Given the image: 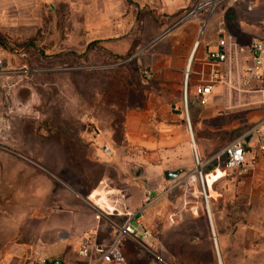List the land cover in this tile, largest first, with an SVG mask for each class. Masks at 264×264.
<instances>
[{"label": "rangeland", "instance_id": "374dc122", "mask_svg": "<svg viewBox=\"0 0 264 264\" xmlns=\"http://www.w3.org/2000/svg\"><path fill=\"white\" fill-rule=\"evenodd\" d=\"M84 1L96 8V0ZM98 1L103 6L105 0ZM41 2L40 29L34 35L22 36L14 24H0V56L6 63L0 75V264L47 261L44 238L55 217L87 209L95 214L98 187L109 192L105 197L112 205L121 201L115 193L127 198V181L136 180L131 167L126 176L112 159L120 155L127 163L123 121L139 96L132 85L139 88L147 77L136 65L144 47L121 56L113 52L125 46L118 40H84L83 48H65L64 42L71 41L66 32H80L81 5ZM150 4L125 0L119 7L121 14H135V23L124 24L140 29L137 36L144 39L157 33L154 21L167 19L156 3ZM22 27L30 29L31 24ZM105 145L113 151L109 159L97 155ZM215 191L218 186L210 188L215 193L210 208L220 255L223 264H239L241 242L235 245L231 238L235 223L243 220L244 201L234 212L229 205L235 203L226 204ZM201 192L198 180L162 192L165 221L173 227L154 232L163 239L160 248L150 250L134 240L130 264L157 256L164 264H218ZM180 210L183 215L176 214ZM195 212L199 227L191 220ZM204 217L207 227L201 225Z\"/></svg>", "mask_w": 264, "mask_h": 264}, {"label": "crops", "instance_id": "0c3cea01", "mask_svg": "<svg viewBox=\"0 0 264 264\" xmlns=\"http://www.w3.org/2000/svg\"><path fill=\"white\" fill-rule=\"evenodd\" d=\"M41 1L0 0V24H5L6 28L8 24H14L16 31H23L22 36L24 33L26 36L34 35L40 29ZM47 1L51 3L76 1L82 7L80 32L78 34L66 32L67 39L71 41L64 42L65 48H83L84 45L80 44L84 40L87 42L118 40L125 43V46L113 52L121 56L130 49L134 53L144 47L136 65L138 70H144L147 77L139 88L132 85L135 95L139 96L136 102L127 108L123 121L124 137L129 148L127 163L121 161L120 155L112 159L113 163H116L115 166L119 170L122 168V173L126 176H129L128 167H131L136 180L127 181V198L111 204L120 212L138 213L140 228L149 230L154 237V243L148 246L150 250L162 246L163 239H158L154 232L165 230L167 225L165 221L167 209L161 205L162 192L175 189L178 181L195 169L182 98L186 72L189 69L187 80L189 87L193 89L200 86L209 77V66L206 64L208 53L228 52V58L222 64L226 84L214 85L205 104L200 103L195 97H190L187 111L194 144L205 164L204 171L208 175L213 174L211 177L214 180L210 188L218 186L219 191H215L216 194L226 204L233 201L235 204L229 207L234 212L244 201L243 220L235 223L234 236L231 238L235 245L241 242L243 249L235 262L264 264V151L258 150V146L264 144V132L247 148L246 160L249 167L247 172L241 175L235 173L223 175L225 157L215 158L234 139L256 126L263 118L261 96L255 92L243 91L246 89L243 77L244 67L250 58L246 48L253 40L264 43V0H252L251 11H247L246 4L241 3L220 5L206 25L202 17L176 24L195 0H132L139 6L156 3V9L167 16V19L154 21L157 33L154 36L148 35L145 39L137 36L142 35L140 29L132 31V26L124 24L136 21L135 14H121L119 7L125 0H105L103 6L96 0L95 9L89 7L84 0ZM27 22L31 24L30 29L22 27ZM125 34L129 36L124 38ZM119 35H122V38L117 37ZM220 38H226V47L221 48L218 45ZM76 39H79V42L72 41ZM133 39H137L134 44ZM198 39L200 45L195 50ZM241 47L245 48L242 52ZM97 155L106 157L102 148ZM254 155H257V162L251 166L250 160ZM178 169H185L187 173L173 181L165 179V171ZM169 182L171 184H168ZM99 189L100 187L97 191ZM108 193L106 191L104 195ZM209 194L214 200L215 193ZM148 198L149 203L146 201ZM103 206H106L105 203ZM224 208L227 210V206ZM177 213L183 215L181 210ZM192 215V222L199 227L198 212ZM204 220L201 225L207 227L205 217ZM124 221L125 216L117 213L98 221L90 209L85 212L70 211L63 214V218L55 217L49 226L51 233L44 238L48 246L47 261L59 258L68 264H86L88 258L78 254L82 234L87 230L96 231L98 240L106 243ZM209 223L211 228L210 220ZM137 239L140 240L135 236L126 240L124 264H130V246L131 244L137 246L134 241ZM144 263L164 264L163 260L159 261L155 257Z\"/></svg>", "mask_w": 264, "mask_h": 264}, {"label": "built area", "instance_id": "2783aa9c", "mask_svg": "<svg viewBox=\"0 0 264 264\" xmlns=\"http://www.w3.org/2000/svg\"><path fill=\"white\" fill-rule=\"evenodd\" d=\"M230 3L246 4V10L251 11L253 8L252 0H195L189 9L182 14L176 24L184 23L191 19H199L202 17L203 23L206 25L209 18L213 15L216 8L220 5H227ZM200 45V39L195 43V50ZM218 45L221 48L227 46L226 38H220ZM250 53V58L244 67L243 83L245 85L244 92H255L260 94V105L263 112L262 120L254 127L246 131L244 134L234 139L228 144L223 151L218 153L215 158L225 157L224 167L222 168L223 175L237 174L247 172V148H249L253 140H256L264 132V43L261 41L253 40L246 48ZM245 48L241 47L242 52ZM228 52H209L206 58V64L209 66V77L206 81L201 83L200 86H196L191 89L188 85L189 69L186 72V81L184 82L182 89L183 104L186 112V124L191 137V148L193 154V160L195 163L194 171L188 173V175L178 181L177 185L183 184L189 181L200 182L205 207L209 216L210 208V194L208 190L207 177L208 174L204 171V162L201 160L197 148L193 141L192 127L188 116L187 105L190 97H195L200 103L205 104L208 97L211 95L214 85L226 84V76L222 69V64L227 60ZM6 63L0 56V75L5 72ZM256 87H253V86ZM250 137V142L246 139ZM258 150L264 151V144L258 146ZM106 157L113 156L112 149L105 145L102 148ZM257 162V155H254L250 160V165L253 166ZM206 183V184H205ZM207 187V188H206ZM121 200L125 199L123 193H117ZM147 203L150 202L148 198ZM97 208L95 213V219L100 221L101 219L109 218L114 214L124 215L125 221L117 228L115 232L111 234L109 241L102 243L98 240V233L93 230L85 231L80 240L79 256L88 258L86 264H124V244L130 237H139L145 244L151 246L154 242V237L149 230L140 228V221L137 220L136 212L124 211L120 212L115 205L100 206L94 203ZM210 217V216H209ZM214 238V236H213ZM159 261H162L160 256L156 257ZM32 264H68L63 259H55L51 262L46 260L35 261Z\"/></svg>", "mask_w": 264, "mask_h": 264}, {"label": "bare ground", "instance_id": "6f19581e", "mask_svg": "<svg viewBox=\"0 0 264 264\" xmlns=\"http://www.w3.org/2000/svg\"><path fill=\"white\" fill-rule=\"evenodd\" d=\"M211 175H213V174H210L207 177V182L206 183L208 184V190L210 189L211 183L214 180V178L211 177ZM94 202L97 203L100 206H102L103 203H105V205H109V203L107 202V199H106V197L104 195V190L103 189H101V188L99 189V191H98V197L94 200ZM209 216L208 217H209V220L211 222L212 235H213V233L215 234V237H214L213 240H214V245H215L216 254H217V258H218V264H223L222 257L220 255V250H219L217 238H216V230H215V225H214V221H213V217H212V210H211V208H209Z\"/></svg>", "mask_w": 264, "mask_h": 264}, {"label": "water", "instance_id": "95a60500", "mask_svg": "<svg viewBox=\"0 0 264 264\" xmlns=\"http://www.w3.org/2000/svg\"><path fill=\"white\" fill-rule=\"evenodd\" d=\"M246 141L250 142V137L247 138ZM186 173H187V170H185V169H178V170H174V171L167 170L164 172V176H165L166 180L173 181V180L179 178L180 176H182L183 174H186ZM213 236L215 237L214 233H213Z\"/></svg>", "mask_w": 264, "mask_h": 264}, {"label": "trees", "instance_id": "16d2710c", "mask_svg": "<svg viewBox=\"0 0 264 264\" xmlns=\"http://www.w3.org/2000/svg\"><path fill=\"white\" fill-rule=\"evenodd\" d=\"M190 7H191V6H190ZM190 7H189V8H190ZM189 8H187V9H189Z\"/></svg>", "mask_w": 264, "mask_h": 264}]
</instances>
